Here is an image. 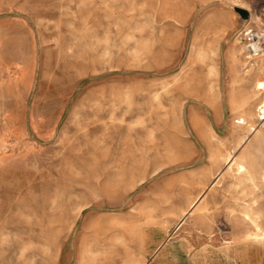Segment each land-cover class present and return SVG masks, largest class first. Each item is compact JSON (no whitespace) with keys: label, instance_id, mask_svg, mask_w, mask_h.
I'll return each mask as SVG.
<instances>
[{"label":"rangeland","instance_id":"rangeland-1","mask_svg":"<svg viewBox=\"0 0 264 264\" xmlns=\"http://www.w3.org/2000/svg\"><path fill=\"white\" fill-rule=\"evenodd\" d=\"M263 13L0 0V264H264Z\"/></svg>","mask_w":264,"mask_h":264},{"label":"built area","instance_id":"built-area-1","mask_svg":"<svg viewBox=\"0 0 264 264\" xmlns=\"http://www.w3.org/2000/svg\"><path fill=\"white\" fill-rule=\"evenodd\" d=\"M264 20V13L262 14ZM242 39L245 42L247 57L255 59L264 54V28L244 27L241 31Z\"/></svg>","mask_w":264,"mask_h":264},{"label":"water","instance_id":"water-1","mask_svg":"<svg viewBox=\"0 0 264 264\" xmlns=\"http://www.w3.org/2000/svg\"><path fill=\"white\" fill-rule=\"evenodd\" d=\"M237 12L241 15V17L245 20L247 18V11L244 9H237Z\"/></svg>","mask_w":264,"mask_h":264},{"label":"bare ground","instance_id":"bare-ground-1","mask_svg":"<svg viewBox=\"0 0 264 264\" xmlns=\"http://www.w3.org/2000/svg\"><path fill=\"white\" fill-rule=\"evenodd\" d=\"M262 114H264V108H263V110H262ZM262 118H264V116L262 117ZM246 167H244L243 165H240L239 166V171L240 172H246V169H245ZM244 175H245V173H244ZM246 176V175H245ZM264 176V175H263ZM259 235V234H258ZM263 236H264V233H263ZM258 237V236H257ZM257 237L255 238V239H257Z\"/></svg>","mask_w":264,"mask_h":264}]
</instances>
